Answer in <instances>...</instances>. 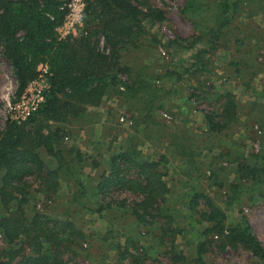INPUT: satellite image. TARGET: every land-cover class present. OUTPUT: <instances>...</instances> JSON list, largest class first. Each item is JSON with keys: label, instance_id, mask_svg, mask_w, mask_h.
Masks as SVG:
<instances>
[{"label": "trees", "instance_id": "16d2710c", "mask_svg": "<svg viewBox=\"0 0 264 264\" xmlns=\"http://www.w3.org/2000/svg\"><path fill=\"white\" fill-rule=\"evenodd\" d=\"M84 1L82 26L76 33L58 37L55 27L65 15L62 0H0V50L16 78L17 95L36 77L40 62L46 63L50 72L49 87L38 108L20 122L7 120L0 130V233L4 239L0 264H68L81 254L87 238L84 228L69 216H52L45 210L57 198L62 178L78 187L67 197L68 204L88 202V209L98 214L117 209L130 213L138 225L157 228L169 259L163 264H214L212 251L226 248L245 249L255 263L264 264V243L248 218L242 214L228 219L225 209L206 191H197L194 183L186 189L183 203L188 218L203 224L201 237H184L188 254L185 247L179 248L176 238L184 227L175 225L178 214L168 202L166 155L149 158L138 146L136 134L111 153L109 169L98 175L93 189L84 187L79 178L81 152L65 144L70 123L82 119L88 106L100 105L105 96L134 98L146 110V118L156 119L166 97L183 79L190 82L187 104L198 107L207 102V107H202L206 133L230 129L238 120L237 99L230 90L213 93L212 83L204 76L213 71L212 54L226 47L230 35L238 52L236 59L228 61L234 65V73L241 74L238 65L253 64L263 38L258 33H244L240 26L234 29V21L242 13L248 17L264 13V0H191L183 13L196 32L187 36L175 33L165 39L153 29L168 18L164 9L150 0ZM158 45L169 55L173 54L171 47L178 45L191 51V56L181 64H167L162 72L149 71L146 64L133 66L140 54L157 50ZM130 117L131 124L139 123ZM148 123L145 121L146 128ZM259 126L262 145L248 157L236 155L234 160L241 162L239 175L224 191L232 194L225 198L226 204H231L234 196L239 198L240 180L257 189L249 192L251 204L264 198V122ZM176 139L188 160L194 159L197 141L185 136ZM183 139L188 144L181 142ZM46 155L56 160L55 167L46 166ZM193 163L186 162L188 174L191 182H199L196 168L200 164ZM125 191L135 198L120 196ZM35 192L43 196L42 209L27 208ZM116 250L124 264H143L146 253L139 241L117 242Z\"/></svg>", "mask_w": 264, "mask_h": 264}, {"label": "rangeland", "instance_id": "374dc122", "mask_svg": "<svg viewBox=\"0 0 264 264\" xmlns=\"http://www.w3.org/2000/svg\"><path fill=\"white\" fill-rule=\"evenodd\" d=\"M62 1L65 15L57 25L65 21V16L69 10L68 2L70 0ZM190 1L150 0L151 4L164 9L168 18L153 29L154 34L165 39L166 37H173L175 33L183 36L195 33L196 28L194 24L183 13V8ZM203 1L208 2L210 0ZM82 24L83 22L76 25L75 30H71L72 33H76ZM234 25V29L240 26L244 30V33H258L263 40L258 42L261 46L256 52L257 55L253 60V64L249 66L238 65L241 73L239 75L234 73V65L228 63L231 58L236 59L238 53L233 35L229 36L225 44L227 48L220 47L211 56L213 59V71L204 76V78L212 83L214 88L213 93L216 94L224 90H230L234 93L238 102V120L230 129L218 133H206L204 130L202 107H207V102L203 101L201 106L198 107L193 104H187L185 96L191 90L189 88L190 82L183 79L176 84V88L171 91L169 97H166L168 100L164 101L163 107L158 109L156 119L146 118V110L141 109L140 102L134 98H123L117 95L105 96L102 103H100L98 127L93 129V131L91 129L92 132L86 130L84 132L87 134L94 133L96 136L108 138L109 140L110 138H114L115 141L121 140V143L126 142L128 137L136 134L137 141H140L141 147L146 143L144 140L149 138L160 141V143L163 141L161 147L166 141L181 136L197 141L198 150L202 156L200 158V156L195 154L197 159L199 157L198 163L195 164L200 165L196 168V176L198 175L199 182L192 181L194 188L197 191L209 193L225 209L228 219L240 217L242 214L245 215L258 237L264 243V198L254 204L250 203V200L247 199L249 198V192L252 190L257 192V189L250 188L251 182L240 180L241 193L239 198L234 196L231 204L225 203V198L232 195H227L225 192L230 183L239 175L238 170L240 169L241 162L234 159L238 153H242L245 157H248V154L252 150L256 151L259 149L263 140L259 125L261 121L264 122V13L259 12L251 17L245 16V13H242L234 21ZM57 36L59 37L58 32ZM250 43L253 44L254 40ZM241 46L245 49V45ZM170 51L173 52L172 55L168 54L163 45H158L157 50L140 54L135 61L132 59L134 61L133 66L140 63L142 65L146 64L148 65L146 69L149 71L162 72L164 67H167V64H181L184 58L191 56V51L182 50L178 45L172 46ZM251 54L253 55V52ZM128 58L131 60L130 56ZM43 65H46L48 68L46 63L40 62L37 65L38 73L35 78H38L39 73H42ZM49 74L48 68V72L40 77L43 79V83H48V87ZM122 76L126 77L125 74H122ZM16 90L17 81L12 72L11 65L0 50V130L3 129L7 120H15L11 118L9 108L24 91L18 96ZM207 96L211 99L212 93L209 92ZM164 113L170 115V117L165 116ZM122 114L133 115L134 119H138L139 123L137 125H127L119 120ZM101 116L104 117L101 119ZM143 120L149 122L147 128ZM90 121L92 119L88 117V114H85L82 119L72 121L70 123L72 128L70 126L67 129V137L69 138V135L74 133L76 135L77 133L79 134L81 132V129H78L80 128L79 125L82 126L81 124H83L81 128H85L86 122ZM145 128L146 130H144ZM145 151L149 152V149L145 148ZM241 161L243 162V160ZM165 168L167 171L169 170L168 163H166ZM178 182L181 183L180 180ZM263 186L264 183L261 187ZM257 187H259L258 184ZM170 190L174 194L172 192L171 194L169 193V202L175 209L174 213L178 214L175 225L184 227V231L177 235L176 241L179 243V248H184V237L195 240L200 238L203 224H197L188 218L187 214L190 213L183 203L187 199L185 195L186 190H183V188H181L183 192L172 190L171 188ZM125 195L129 199L135 198L129 191L120 194L122 197ZM42 197L41 193L35 192L32 194L27 203V208L30 209L35 206L42 209ZM67 197H69V194H58L57 198L53 202H50L45 210L51 213L52 216H69L79 226L83 227L87 234V238L83 242L81 254L75 259L69 260L68 264H124L119 259L116 243H124L126 239H135L143 246L146 253L143 264L144 261L148 264H163L169 261L168 256L165 254V246L158 238L157 228L148 229L143 225H138L130 213L121 212L117 209H107L103 213L98 214L88 209V202L83 204L80 200H74L68 204ZM81 199L85 198L81 197ZM200 205H204L201 200ZM110 229L111 232L109 231ZM3 244L4 239L0 233V246ZM185 251L188 254L190 248L185 247ZM210 255L214 259V264H257L254 262L250 252L242 248L236 251L231 248L219 251L214 249Z\"/></svg>", "mask_w": 264, "mask_h": 264}, {"label": "crops", "instance_id": "0c3cea01", "mask_svg": "<svg viewBox=\"0 0 264 264\" xmlns=\"http://www.w3.org/2000/svg\"><path fill=\"white\" fill-rule=\"evenodd\" d=\"M99 108L100 105L88 106L86 114H88V117L91 118L92 121L86 122L85 128H81L83 124H81L82 126L79 125L80 128L78 129H81V132L79 134H71L69 135V138L66 135L65 138V144L67 146H73L75 149H78L81 152L83 160L80 165L78 163V166L80 167L79 178L82 181L84 187L88 186L90 189L91 187L93 189V186H95V181L97 180L98 175L103 170L109 169V158L111 153L119 150L120 147L125 146L124 143H121V140L115 141L114 138H110L109 140L108 138H101L98 135L96 136V134L94 133L87 134L86 132H84V130L92 132L93 129H96L98 127V113L100 112ZM103 117L104 116H101L100 118L102 119ZM177 140L178 139H170L169 141H166L161 147L163 141H161L160 143V141L149 138L144 140V142H146L142 145V147L144 146V150L142 149L140 143L138 144V146L142 149L143 152L145 151V148L149 149V152L147 151L148 153L146 151L144 152L149 158L155 159L161 154H165L167 156L169 170L166 172L164 178L166 179L169 187L172 190L174 189L182 191L181 188H183V190H186V188H190V186L193 184L191 182L192 176L190 175V177L188 174L190 168L188 169V167L186 166V162L194 161V163H198L199 157L197 159L194 155V159L188 160L189 156L181 152V149L179 148V142ZM115 142L118 144H116ZM167 142L169 143L167 144ZM181 142L188 144L187 139H183ZM194 154L200 156V158L202 156L199 150ZM44 160L48 168L55 167L57 164L56 160L50 155H46ZM180 163L184 164L180 165ZM179 180L181 183L178 182ZM75 190H78V187L74 183H72L71 180L68 181L63 178L60 180V189L58 191V194H69V197H71ZM171 192L172 191L170 190L169 193L171 194Z\"/></svg>", "mask_w": 264, "mask_h": 264}, {"label": "built area", "instance_id": "2783aa9c", "mask_svg": "<svg viewBox=\"0 0 264 264\" xmlns=\"http://www.w3.org/2000/svg\"><path fill=\"white\" fill-rule=\"evenodd\" d=\"M69 10L66 14L65 21L55 28L59 33V37L65 36L67 33L75 30L76 25L82 23V12L84 7L83 0H70L68 2ZM72 30V31H71ZM42 73H39L38 78L32 79L25 87L22 94L10 105V116L17 122L26 119L33 111H35L39 104L44 100V90L48 87V83H43L41 75L48 72L46 65L42 67ZM165 116L170 117L164 113ZM119 120L131 125L132 119L129 115H120ZM66 138V135H65ZM144 264H148L144 261Z\"/></svg>", "mask_w": 264, "mask_h": 264}]
</instances>
